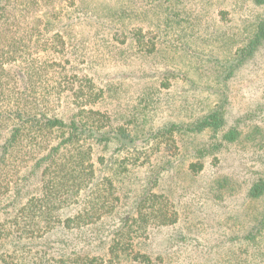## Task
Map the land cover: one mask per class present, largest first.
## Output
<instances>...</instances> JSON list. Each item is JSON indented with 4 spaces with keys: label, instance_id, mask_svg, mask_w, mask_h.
I'll list each match as a JSON object with an SVG mask.
<instances>
[{
    "label": "rangeland",
    "instance_id": "rangeland-1",
    "mask_svg": "<svg viewBox=\"0 0 264 264\" xmlns=\"http://www.w3.org/2000/svg\"><path fill=\"white\" fill-rule=\"evenodd\" d=\"M55 2L54 29L65 39L55 58L71 87L101 89L95 107L129 133L93 145L119 200L84 227L0 238V264H264V193L249 195L264 177V43L230 73L263 7L253 0ZM77 101L68 92L58 114L69 118ZM216 110L224 114L220 131L157 133ZM231 129L240 136L224 140ZM120 164L127 170L114 173ZM40 179V169L27 167L9 192L0 186V229L39 192Z\"/></svg>",
    "mask_w": 264,
    "mask_h": 264
},
{
    "label": "trees",
    "instance_id": "trees-1",
    "mask_svg": "<svg viewBox=\"0 0 264 264\" xmlns=\"http://www.w3.org/2000/svg\"><path fill=\"white\" fill-rule=\"evenodd\" d=\"M253 2L263 7V14L245 44L236 49L230 73L264 43V0ZM59 14L55 0H0L1 192H9L23 168L29 173L40 169L41 176L39 192L1 222L0 238L36 239L56 227H84L112 212L119 200L113 178L96 167L93 145L115 136L125 140L129 133L123 126L112 127L109 117L95 107L103 98L101 89L91 82L86 88L71 87L65 66L55 58L65 49L63 33L54 29ZM135 41L142 43L138 37ZM68 92L78 100L77 110L64 118L58 109ZM95 116L106 117V122ZM223 122L224 114L216 110L193 125L170 123L156 130L161 137L172 138L186 131L217 132ZM238 135L231 129L222 137L232 141ZM261 159L264 163V155ZM98 161L104 164L102 156ZM118 167L114 173L127 170L122 164ZM262 193L264 177L249 189L251 196Z\"/></svg>",
    "mask_w": 264,
    "mask_h": 264
}]
</instances>
